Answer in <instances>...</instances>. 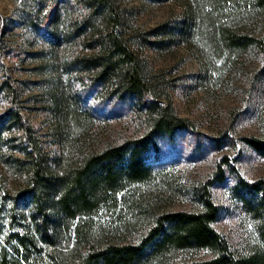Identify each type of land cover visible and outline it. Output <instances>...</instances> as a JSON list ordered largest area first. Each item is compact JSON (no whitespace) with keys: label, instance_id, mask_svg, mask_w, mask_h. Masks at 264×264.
Masks as SVG:
<instances>
[{"label":"rangeland","instance_id":"374dc122","mask_svg":"<svg viewBox=\"0 0 264 264\" xmlns=\"http://www.w3.org/2000/svg\"><path fill=\"white\" fill-rule=\"evenodd\" d=\"M115 2L126 25L123 37L139 40L137 55L159 89L160 103L170 98L176 113L191 121L192 131L159 142L162 155L148 179L123 184L116 194L106 196L97 214L79 221L90 234L88 242L77 233L76 222L69 221L54 253L74 264L89 243L96 249L136 244L158 216L198 210V193L210 182L209 193L220 209L213 228L235 253L251 251L258 245L255 223L232 195L234 178L228 166H223L222 183L211 179L223 158L244 179H264V156L243 140L264 135V50L257 46L261 29L252 16L242 14L233 37L249 42L227 45L220 42V31L228 23L223 14L216 17V27H194L185 38L178 26L184 17L183 0ZM91 15L89 0H0V116L14 106L7 92L11 85L17 94L15 106L34 127L46 165L53 169L59 156L64 164L79 162L102 147L148 131L144 115L126 111L114 100L106 103L109 87L89 94L98 64L80 71L75 63L92 61L108 30L107 22H94ZM165 24L176 29L164 32ZM78 106L94 117L76 121L71 115L63 133L62 114ZM19 136L15 126L3 131L0 176L3 159L22 155ZM4 174L12 191L23 187L21 171Z\"/></svg>","mask_w":264,"mask_h":264},{"label":"trees","instance_id":"16d2710c","mask_svg":"<svg viewBox=\"0 0 264 264\" xmlns=\"http://www.w3.org/2000/svg\"><path fill=\"white\" fill-rule=\"evenodd\" d=\"M183 1L184 17L178 25L179 35L187 38L194 27L206 24L216 27V17L224 14L228 23L220 31V42L234 46L246 44L247 39L233 37L239 26L237 18L246 14L261 29L257 46L264 50V0H208L207 5L203 0ZM115 3V0H89L92 21L107 22L108 30L97 56L90 62L80 60L75 64L80 71L98 64V73L89 83L93 87L89 94L109 87L111 93L106 103L114 100L126 111L141 113L148 121V131L142 137L102 147L79 162L64 164L59 156L53 169L46 165L34 127L15 106L17 94L10 85L7 92L14 106L0 116V143L6 126H15L20 131L18 143L22 155L3 159L6 169L3 172L21 171L25 183L21 189L12 191L5 174L0 176V264H66L54 253L64 226L75 221L77 233L88 242L90 234L79 226V221L97 214L106 196L116 194L123 184L148 179L153 163L162 155L159 142L172 141L180 131H192L191 121L176 113L170 98L164 105L160 103L159 89L137 55L139 40L123 37L126 25ZM175 27L165 24L163 31L173 32ZM71 115L76 121L94 117L85 107H75L72 112L62 114V132ZM243 140L255 153L264 156V135ZM64 142L63 139L62 150ZM225 165L234 178L233 197L255 223L258 245L251 251L235 253L223 235L213 228L220 209L209 193L210 182L198 193V210L158 216L136 244H109L96 249L89 243L81 260L74 264H264V179H244L223 158L212 176L213 183L224 181ZM49 248L53 251L46 253ZM188 253L205 254L186 258ZM175 254L182 257L175 258Z\"/></svg>","mask_w":264,"mask_h":264}]
</instances>
